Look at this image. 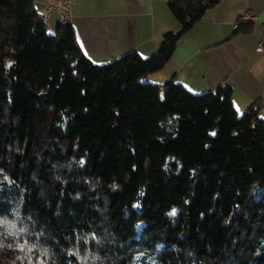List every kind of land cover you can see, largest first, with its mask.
Segmentation results:
<instances>
[{
    "label": "trees",
    "instance_id": "16d2710c",
    "mask_svg": "<svg viewBox=\"0 0 264 264\" xmlns=\"http://www.w3.org/2000/svg\"><path fill=\"white\" fill-rule=\"evenodd\" d=\"M219 1L170 0L154 54L95 64L0 0V264H264L258 101L143 80Z\"/></svg>",
    "mask_w": 264,
    "mask_h": 264
},
{
    "label": "crops",
    "instance_id": "0c3cea01",
    "mask_svg": "<svg viewBox=\"0 0 264 264\" xmlns=\"http://www.w3.org/2000/svg\"><path fill=\"white\" fill-rule=\"evenodd\" d=\"M43 14L54 0H32ZM170 0H74L69 22L81 51L95 64L136 51L154 54L164 33L177 32L179 22L168 9ZM251 11L256 20L233 28L239 15ZM59 22L51 9L45 27ZM264 0H220L178 39L165 65L143 80L163 85L181 84L192 93L231 88L237 113L264 95V52L255 51L263 34ZM264 122V106L259 108Z\"/></svg>",
    "mask_w": 264,
    "mask_h": 264
},
{
    "label": "built area",
    "instance_id": "2783aa9c",
    "mask_svg": "<svg viewBox=\"0 0 264 264\" xmlns=\"http://www.w3.org/2000/svg\"><path fill=\"white\" fill-rule=\"evenodd\" d=\"M74 0H54L51 4L47 5L44 13L42 14L43 20L45 21L48 17V12L53 9L57 12L59 21L67 22L70 18V5ZM256 20V16L251 11H245L241 15L238 16L236 22L233 24V28L237 29L240 24H247L254 22ZM255 51L257 53L264 52V26H263V34L261 38L258 40ZM260 107L264 106V95L261 97Z\"/></svg>",
    "mask_w": 264,
    "mask_h": 264
},
{
    "label": "snow or ice",
    "instance_id": "6c2138e0",
    "mask_svg": "<svg viewBox=\"0 0 264 264\" xmlns=\"http://www.w3.org/2000/svg\"><path fill=\"white\" fill-rule=\"evenodd\" d=\"M172 214H174V213H172Z\"/></svg>",
    "mask_w": 264,
    "mask_h": 264
}]
</instances>
